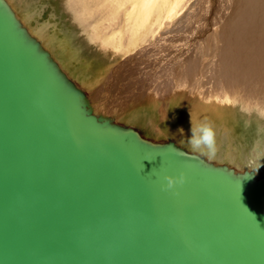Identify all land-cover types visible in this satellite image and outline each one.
<instances>
[{"label":"water","instance_id":"1","mask_svg":"<svg viewBox=\"0 0 264 264\" xmlns=\"http://www.w3.org/2000/svg\"><path fill=\"white\" fill-rule=\"evenodd\" d=\"M0 264H264V177L95 113L0 0Z\"/></svg>","mask_w":264,"mask_h":264},{"label":"bare ground","instance_id":"2","mask_svg":"<svg viewBox=\"0 0 264 264\" xmlns=\"http://www.w3.org/2000/svg\"><path fill=\"white\" fill-rule=\"evenodd\" d=\"M4 1L10 10L9 4L15 8V14H20L19 8L25 6L22 1ZM186 1L68 0L66 8L70 9L77 25L80 24L84 35L72 31L68 41L45 25L35 32L34 40L66 69L70 79L63 74L87 96L94 112L113 109L118 113L117 120L138 122L149 138H154L149 139L150 142L159 144L162 138H173L176 146L189 154L191 152L182 141L191 136V112L194 120H207L216 131L218 152L209 164L225 166L238 174L252 171L257 178H263L264 157L258 159L255 166L250 164V159L257 149L264 151V0H197L191 9L195 15L184 21L181 18L175 30L159 36L167 23L182 14ZM23 16L15 17L19 24ZM102 19L106 24L101 40L93 31L96 24L93 23ZM220 22L219 30L198 47V34L206 33V29ZM90 28L92 34H89ZM94 41L97 43L95 54L106 61L102 70H96L97 76L84 58L92 55L89 48ZM118 59L124 64H141L134 65V69H140L139 74L144 72L143 79L139 78L142 81L165 65L162 68L169 70L163 85L165 95L141 94L143 83L139 92L126 86L124 91L118 86L110 88L113 82L118 83L115 79L120 64ZM74 60L80 62L79 67L74 66ZM148 64L151 67H145ZM98 85V89L88 94ZM187 86L190 92L196 91V95L181 93ZM253 123L252 135L248 134L250 130L234 131L235 125L246 128ZM180 128L183 132L178 131ZM248 138L251 140L247 141ZM247 148L249 152L239 155Z\"/></svg>","mask_w":264,"mask_h":264},{"label":"rangeland","instance_id":"3","mask_svg":"<svg viewBox=\"0 0 264 264\" xmlns=\"http://www.w3.org/2000/svg\"><path fill=\"white\" fill-rule=\"evenodd\" d=\"M15 1L19 2V3H20V1H22L25 4V6L23 5L24 7H22V8L20 7L19 8L20 14H15V12H14L15 8L13 6H11L10 4H9V6H10L11 10L13 11L14 15H16V16L24 15L22 17L21 22H20V26L23 27L26 30V32L28 33V35L32 39H34L35 32H37L38 29L41 26H45V25L47 26L46 28H48L51 32H54L59 38H66V40H68V41H69L68 35L70 36L72 34V31L75 34H77V35H81V36L84 35L82 29L80 28V24L77 25L76 20L73 18V15L70 12V9L66 8L68 0H15ZM196 1L197 0H187L186 1L187 3L184 4L182 14L177 16L172 22L167 23V28L165 29L164 32L161 31L159 33V36L162 35V34L166 35V33L168 31L175 30L177 25L181 21L180 20L181 18H184L183 19V21H184L186 18H189L192 15H195V13L193 14V11L191 9H192L193 4L194 3L196 4ZM7 2L9 3L11 1L7 0ZM217 5H218V3H217ZM210 15L211 14H209V16ZM212 19L213 18H211V20ZM222 21H224V20L222 19ZM24 22L27 23V24H25ZM211 22L209 21L210 24H211ZM221 23L222 22H220L216 26L212 25L208 30L206 29V33L204 32L205 34L204 33L202 34V32H201V35L198 34V42H197L198 47L203 46L204 44L207 43L206 39L208 38V36L209 35L211 36V35H213V33L217 32V30H219V28H220V25H222ZM93 24H95V26L93 25L94 26V30L93 29L92 30L94 32H96L97 35L99 34L98 37H100L99 39L102 40L104 37L102 36L101 31H103L102 28L104 27L103 25L106 24V21L102 19V20H99L98 22L97 21L94 22ZM101 25H102V27H101ZM92 30L90 28L89 34H92L91 33ZM207 32H209V33H207ZM199 40H201V41H199ZM212 41H213V39L210 40V44H212ZM36 42L40 45V43L37 40H36ZM193 42L195 43V40ZM95 45H97V43L94 41L93 45L91 46V48H89V51L93 52L92 55L90 56V58L89 57L87 58L85 56H84V58L87 61V63L90 65V66L88 65L90 70H92V71L94 70V74H96L95 76H97L99 72L97 73L96 70H98V71L102 70L104 68V64H105L106 61L105 60L103 61L101 55H99V54L97 55V53L95 54L96 49H97V46H95ZM40 46H41V48H43L42 45H40ZM45 50L48 52L47 49H45ZM109 56H111V54ZM110 58H112V57H110ZM51 59L59 67L60 71L62 73H65L66 77L68 79H70L68 74L66 73V69H64L61 66L60 62H58L57 60H55L53 58H51ZM97 59H99V60H97ZM117 61H118L117 63H120V64H118L117 73L115 74V79L117 80L116 82H118V83L113 82L111 84L112 86H110V88L114 87L116 89L117 86H118V87L121 88L120 91L121 90L124 91L126 89V87H127L130 90L135 89V91L139 92L140 91L139 89L143 88V87L140 86V84L143 83L145 86H144L143 89H141V91H142V92L140 91L141 94H144L146 96L147 95L148 96H153L154 93L157 92V95H159V96L165 95L164 94L165 87L163 85H164V81L167 80L166 78H167L168 73L166 71H169L168 69H166V71H165L164 68H162L165 65L164 66L162 65V67L160 66V68H158V69L156 68V72L150 73V75L148 77L144 76L146 79L144 81H142L139 78H142L141 76L143 75L144 72L142 74L141 73L139 74L138 71H141V70L140 69L139 70L134 69V65L141 66V64H134V62H133V64H124V63L120 62L121 61L120 59H118ZM73 63H74V66H76V67L80 66V64H79L80 62L77 61V60H74ZM159 65L160 64L158 63L156 67H158ZM145 67H151V65L148 64ZM136 78H137V80H136ZM203 80L204 79H202V81ZM188 82L189 81H187V82L183 81L182 83L188 84ZM149 84H151V86ZM88 85L89 84H87L85 86L88 87ZM148 85H149V88H147ZM188 85L193 86V84H190V83ZM124 86H126V87H124ZM99 87H100L99 85L98 86H94L90 90V92H88V94H91L93 92V90H96ZM207 87L208 86H206V89H208ZM155 89H157L158 91H156ZM185 89L186 90H184V92H181V93H186L187 95L188 94H195L196 95V91L192 90V92H190V90H189L190 88L188 86ZM199 91H202V90H199ZM113 96H114V94H113ZM106 103H108V100H106ZM91 108H93V107H91ZM104 109H105V107H104ZM105 110H107L108 112H103V111L96 110L95 113H97V114H99L101 116L110 118L118 126L132 128V129L136 130L139 134H142L141 137L143 139H145V140H147L149 142H150V140L154 139V138H149V136L146 133V131L142 130V126H140V124L139 125L137 124L138 122H136V124L135 123H133V124L132 123H128L127 119L125 120L126 122L124 120H120L119 121V120L116 119V117L118 118V116H117L118 113L116 111L113 112V109H105ZM255 110L257 111L258 109H255ZM109 114H111V115H109ZM143 120H145V119H143ZM263 122H264V120H263ZM125 124H128V125L124 126ZM233 128H235L234 131H236V130L238 131L239 130V131H243L244 132L245 130H248V131L250 130L248 134L252 135L254 133L255 124L253 123L252 126H248L246 128L243 127V125L242 126L241 125H235ZM170 139L162 138L161 139L162 142L159 143V144H165V143H168V142H173L176 145V142H174L175 139H173V138H172V140H170ZM161 140H159V141H161ZM249 140H251V139L248 138L247 141H249ZM253 142H252V145H253ZM247 152H249V148H247V149H245L243 151L241 150L239 155H241L243 153H247ZM245 165H248V164H246V162H245Z\"/></svg>","mask_w":264,"mask_h":264},{"label":"clouds","instance_id":"4","mask_svg":"<svg viewBox=\"0 0 264 264\" xmlns=\"http://www.w3.org/2000/svg\"><path fill=\"white\" fill-rule=\"evenodd\" d=\"M178 131L183 132V129L180 128ZM190 132L191 136L182 142L186 144L192 156L206 164L215 160L218 147L214 126L207 120H194L190 112ZM261 157H264V151L257 149L256 155L250 159V164L255 166ZM185 179V173L182 171L177 176L165 175L163 177L165 183L161 187L165 190L174 189V185L183 184Z\"/></svg>","mask_w":264,"mask_h":264}]
</instances>
